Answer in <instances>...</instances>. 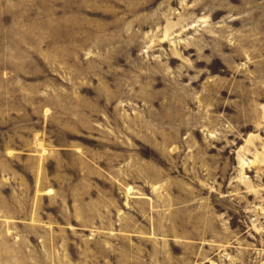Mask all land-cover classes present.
Returning <instances> with one entry per match:
<instances>
[{
	"label": "rangeland",
	"instance_id": "1",
	"mask_svg": "<svg viewBox=\"0 0 264 264\" xmlns=\"http://www.w3.org/2000/svg\"><path fill=\"white\" fill-rule=\"evenodd\" d=\"M0 264H264V0H0Z\"/></svg>",
	"mask_w": 264,
	"mask_h": 264
}]
</instances>
